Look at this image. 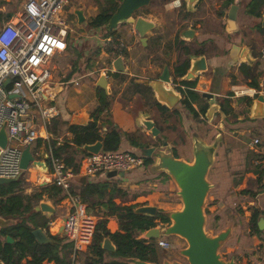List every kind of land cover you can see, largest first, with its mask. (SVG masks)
Listing matches in <instances>:
<instances>
[{"label":"crops","instance_id":"1","mask_svg":"<svg viewBox=\"0 0 264 264\" xmlns=\"http://www.w3.org/2000/svg\"><path fill=\"white\" fill-rule=\"evenodd\" d=\"M6 1L7 3L0 4V7L12 6L15 3V0ZM25 1L22 3L20 9L17 10L16 6L13 10H9L3 15L1 14L2 8H0L1 22L4 24L7 21H16V17L22 11ZM72 2L73 0H71L67 8V14L69 20H71V17L77 20V16L74 13V2ZM250 2L251 0H199L194 5L193 11L189 12L187 7H185L184 11L185 20L183 23H187V26L183 30L187 27L194 28V38L187 40L182 36L179 37L178 34V37L172 41L173 45L178 44L182 47L183 53L185 49L190 50L189 55L184 53V60L189 58L190 62H192L197 57L204 56L206 58L207 70L198 73L195 77L196 86L193 89L200 94V98L193 103V106L199 112L202 107L208 106L209 109L211 105L219 104V111L211 119L206 114H200L199 120L194 119L190 111L186 113L184 110L185 106L181 101L175 108H167L163 103L157 101L155 93L149 85L137 81L138 79H149L150 81L158 79L168 65L172 82L167 83V85L181 92L182 99L188 97V87L182 85L181 80H177V83L174 80L175 67L184 60L174 65V58H170L172 53L171 46L166 48L167 41L165 37L160 32H154L159 28L156 21L142 17L155 24L154 29H151L146 34L147 46H138L136 43L127 44L124 39L133 38V34L131 32L121 33L120 27L116 28L117 35L115 37H103L107 42L106 47L108 45L111 47L113 44L114 49L119 51L118 45L121 44L126 45V49H124V52L123 50L119 51L121 55L114 56L107 52L105 47L102 50L100 58L106 59L104 61V65L106 63V66L100 69L105 68L106 70L103 69L101 75L96 77L95 80L92 79L86 82L81 81V77H84L86 74L90 76L96 74L95 70L90 66L91 61H88L90 60V56L88 57L85 53L80 52L76 59H70L69 61L64 56V53L68 52L67 50L71 45L75 44V39H72V37L76 30L73 29V34H70L68 38V48L65 51L58 52L55 56L61 58L59 63H56L55 57L51 61L52 77L51 84L47 89V94H49V99L51 100L50 103L58 110V115L55 118L59 117L62 120L59 126V133L53 134L50 132L49 127L52 122L47 127L40 128V138L33 147L36 162L23 175L25 180L33 186L27 187V192L30 193L40 187L53 184L52 175L49 169H47L48 160L45 158V153L52 147L50 141L55 140L57 146L70 142L74 137L70 131L71 125H87L93 120L91 113L99 104V86L97 83L100 76L105 74L107 86L103 90L110 96L111 105L100 115L98 126L102 132H108L110 125L114 124L117 126L122 137L119 150L130 151L145 157L144 149L151 147H155L156 150L172 149L176 156L192 162L194 159V138L199 136L208 145L218 143L219 147L224 142L228 144L229 153H235V156L239 154L236 156L239 159L236 164H233V157L235 156L231 157L230 155L229 157L228 155L227 160L231 163L226 168L230 184L227 190L231 192L232 189L233 191L242 189L243 195L250 196V199H248L249 205H246L245 209L235 214V218L226 220L224 224L225 227L228 226L227 224H230V221L233 222L232 236L229 239L231 245L227 248V252L233 254L230 259L234 258L237 264H264V143L255 146L252 144L253 139H251V134H256L258 136L262 135V140H264V117L254 118L252 116L255 100L258 95H264V6L261 9L262 17L251 16L247 12V5ZM233 4L239 7L237 14L238 29L230 32L227 29V20ZM213 7L214 10H212ZM203 9L207 11L204 12ZM9 13H12L10 18H8ZM211 17L213 18V22L210 23L220 26V29L214 30L222 33L221 35L223 36L220 45H216L217 48H214L210 44V41H205L211 37L209 33L212 29L206 27L207 23L209 25V18ZM196 19L199 21H196ZM1 22L0 26L3 25H1ZM77 24L79 25V23ZM258 24H261V27H258ZM199 33H205V37L199 38ZM118 34H120V37ZM78 36L76 40H78ZM253 36L263 43H259V46L255 45L253 47ZM195 42L199 44L198 47L193 44ZM233 44L247 47L251 60L244 62V58H239L238 61L231 59L230 50ZM200 45H205V47L201 48ZM191 47H194V50ZM254 49L260 53H254ZM117 57H122L125 65V70L119 72V74L116 73L118 71L114 67V61ZM85 60L87 62H84ZM244 63L249 65L247 72H250L251 76H247L241 72L240 66ZM233 67H235V70H233ZM86 70L88 71L85 72ZM241 79H245V82H249L250 85L238 84L240 81H235ZM254 81H256L258 86H252V82ZM238 87H242V89H245L243 87H247L244 90L245 97H240L243 94L235 95V90ZM204 92L213 94V98L204 97ZM76 116L83 117L84 123H73ZM149 121L154 123L153 128L159 130L157 135L152 131L151 125L149 126ZM208 127H210V130L207 129ZM247 137L251 141L245 140ZM40 139L42 143L38 144ZM247 148L253 153L250 157L252 164L255 165L256 161L259 162L254 167V170L250 172L251 183H254L257 188L254 191L252 189L251 191H246L247 182L243 181L239 184L238 180L235 179L234 171L231 172L232 168L230 167V165L237 167L241 162L243 163L248 160V155L244 153L247 151ZM82 149H84V146H73L61 157L64 158L66 163V159H71L72 163H67V165L78 169L84 156H86L82 152ZM52 150L54 151L53 147ZM177 150L180 152L179 155L177 154ZM182 152H185L187 157L183 156ZM35 172H37V176ZM41 174L43 175L41 176ZM34 175L37 179H34ZM83 176L86 178L84 179ZM234 181H237V183H234ZM101 182L109 184L108 193L113 194V201L120 205H136V209L142 206H153L157 211L161 210L163 212L177 211L183 207V203L178 197V186L174 179L164 171H155L152 165L125 172L124 176L114 175L112 172H104L95 176H87L81 173L74 180L72 189L86 185L87 183ZM112 189L114 190L112 191ZM62 194H64L63 191ZM44 197L47 203L54 206L53 201L48 195H44ZM54 207L56 208L55 213H45L49 218V227L52 232L58 229L59 224L63 228L64 221L71 210L70 201L66 197ZM83 210L92 216L96 223L99 219L106 217L108 219L107 228L111 232L118 231L124 233L120 229L117 217L106 215L107 210L104 206L97 205L94 208H90L84 203ZM254 211L259 213L256 223L252 221ZM155 221L157 223L155 228H158L160 231L170 224L162 223L161 219H156ZM148 231L140 235L139 238L146 239L147 243H155L156 247V241L164 239L170 245L172 244L177 247V249H168L170 252L168 258H176L180 262L185 261L180 255V250L187 247L185 239L177 235H160L159 237L149 238L147 235ZM53 235L64 237L63 231L53 232ZM112 244L115 246L113 242ZM159 247H157L156 251V264L162 263L164 260L160 256L159 250L161 247L160 249ZM89 255H91L89 249L80 254V258L84 264ZM27 259H30V257ZM111 260L113 258L109 254H106L105 261ZM121 260L128 263L127 258ZM26 261L24 260L23 262L25 263ZM44 264L56 263L54 261H45Z\"/></svg>","mask_w":264,"mask_h":264},{"label":"built area","instance_id":"2","mask_svg":"<svg viewBox=\"0 0 264 264\" xmlns=\"http://www.w3.org/2000/svg\"><path fill=\"white\" fill-rule=\"evenodd\" d=\"M176 1L180 6V0ZM70 3L71 0H26L16 21H7L0 27V131L4 128L8 138L6 147L0 146V177L20 179L31 168L32 164L28 170L21 167L23 152L28 147L33 152L40 128L47 127L58 115L47 89L52 77L51 61L68 48L69 35L74 32L67 14ZM235 94L245 92L235 90ZM259 143L257 138L252 142L255 146ZM45 158L52 183L70 201L63 235L73 243L71 264H84L80 254L91 246L97 223L84 212L81 198L72 194L74 180L81 173L95 176L143 168L145 157L130 151L102 149L84 156L78 169L68 166L52 147ZM156 243L165 250L170 248L164 239Z\"/></svg>","mask_w":264,"mask_h":264},{"label":"trees","instance_id":"3","mask_svg":"<svg viewBox=\"0 0 264 264\" xmlns=\"http://www.w3.org/2000/svg\"><path fill=\"white\" fill-rule=\"evenodd\" d=\"M122 0H106L105 6L102 11L96 15L90 22L93 28L103 29L109 22L113 13L117 10ZM7 3L6 0L0 1V4ZM185 7H186V3ZM231 4V2H230ZM264 6V0H251L247 5V12L251 16L262 17L261 9ZM12 13L8 14V18ZM1 22V15H0ZM261 27V24L257 25ZM117 30L111 33H103V37H115ZM180 39V38H179ZM109 46V45H108ZM106 47L107 52L114 56L121 55L119 51L114 49V45ZM186 55L190 54L189 49H185ZM90 62V60H88ZM84 62H87L86 60ZM249 65L244 63L240 66L242 73L251 76L247 72ZM190 69V60L186 58L181 64L175 67V82L181 80V84L188 87V97L182 99V103L195 119L199 120L200 114L205 115L208 106L202 107L198 112L193 103L200 98V94L194 91L196 80H182ZM119 74V72H116ZM252 86H258L256 81L252 82ZM99 104L92 111L90 121L87 125H71L70 131L74 137L72 141L66 142L57 146L55 140L50 141V145L54 148V153L57 156L63 154L71 149L73 146L83 147L85 145L94 144L98 141L103 143L104 151H121L120 146L122 137L116 125H110L108 132H102L98 126V119L100 115L106 111L111 105V98L106 92L98 88ZM62 120L58 117L53 119L49 127L50 132L53 134L59 133V126ZM42 140L38 141L41 144ZM84 155L88 151L82 149ZM134 155H137L134 153ZM68 164L72 160H67ZM154 163V159L145 156V166L148 167ZM109 184L106 182L101 183H87L72 189V194L79 196L82 202L86 203L88 207L94 208L95 206H104L107 210L106 215L116 216L119 222L120 229L124 232H111L107 228L106 217L99 219L97 222L96 230L92 245L89 247L90 254L85 264H129L123 258L136 257L144 261L155 263L156 260V244L153 242L147 243L146 239L139 238L144 232L155 228L157 226L156 219H161L162 223H170L169 217L163 214V211H157L155 216H149L136 212V205L125 206L117 204L113 201V194L108 193L107 189ZM114 189H112L113 191ZM48 197L53 201V205L57 206L66 195L62 194L59 187L54 184H49L44 187L27 192V181L24 177L10 182L0 184V217L14 220V223L6 228L0 230V264H44L45 261H54L56 264H71V252L73 243L66 237L53 235L50 232L49 218L36 208L43 200V196ZM259 213L254 211L252 214V221L256 223ZM37 228H42L45 234L52 240V242L41 243L33 235V231ZM7 236L14 239L13 243L7 242ZM106 238H110L115 244L114 251L106 250L102 243ZM106 254H109L113 260L105 261ZM30 257V259H27ZM24 260H27L25 263Z\"/></svg>","mask_w":264,"mask_h":264},{"label":"water","instance_id":"4","mask_svg":"<svg viewBox=\"0 0 264 264\" xmlns=\"http://www.w3.org/2000/svg\"><path fill=\"white\" fill-rule=\"evenodd\" d=\"M153 0H122L117 10L113 13L109 22L102 29L105 33H111L118 27L120 23L130 21L134 23L133 14L139 9L149 6ZM199 0H186V7L189 12L193 11L194 5ZM238 5L233 4L230 8L227 29L232 32L238 29L237 26V14ZM74 13L77 16L78 23H83L85 20L84 9L76 8ZM264 24V19H263ZM155 24L151 21L145 20L139 17L135 21V28L140 34L143 43L147 42L146 34L153 29ZM182 35L186 38L193 39L195 36L194 29H186L182 32ZM230 57L234 61H238L239 58L251 60L250 54L246 47H242L239 44H233L230 50ZM114 67L116 71L123 72L125 65L122 57H117L114 61ZM207 70V62L204 56L197 57L190 62V69L187 74L182 77V80H193L200 72ZM140 83L149 85L156 96L159 103H163L167 108L173 109L182 101V93L176 91L174 87L168 86L167 83H171L170 71L168 67H165L162 75L153 81L149 79H138ZM7 80L6 85L9 84ZM97 85L102 89H106L107 78L100 76ZM203 96L206 98H213V94L204 92ZM13 98L14 95H11ZM220 105L214 104L207 110L206 116L211 119L214 114L219 111ZM252 116L254 118L264 117V95H258L253 104ZM84 118L76 116L73 123H84ZM151 125V126H150ZM149 126L152 131L157 135L159 130L153 128L154 123L149 121ZM8 142L5 129L0 131V146L6 147ZM194 159L192 162L186 161L178 156L171 150H156L155 147L144 149L146 157L154 159L152 164L155 171H164L169 174L178 186V197L183 203L181 210L163 212V214L170 218L171 222L163 230L158 228H152L148 232V237H159L160 235L171 236L177 235L185 239L187 247L180 250V254L183 255L188 263H183L177 260H165L163 264H237L236 260H223L219 250L223 244L229 240L232 236V224H230L225 230L220 231L217 235H210L206 232L205 226L207 222V216L205 213L206 200L209 191L212 188V184L208 180L209 170L214 163L215 152L218 147V143L208 145L201 137L196 136L194 138ZM103 148V143L98 141L94 144L85 145L84 149L91 153H98ZM36 162V157L33 154L30 147L26 148L22 155L21 167L23 170H28L31 164ZM112 174L124 176V171H113ZM85 179L86 177L83 176ZM19 178H3L0 177V184L10 183L18 180ZM37 211L43 213H55L56 208L47 202H41L36 208ZM137 213L149 214L155 216L157 210L153 206H142L136 209ZM14 220L5 219L0 217V230L13 224ZM64 229L61 228V231ZM33 235L41 243L52 242V240L45 234L44 230L37 228L33 231ZM7 242L13 243L14 239L11 236H7ZM103 247L106 250L114 251L116 247L112 244L110 238H106L103 242ZM128 263L131 264H156L141 260L136 257L127 258Z\"/></svg>","mask_w":264,"mask_h":264},{"label":"rangeland","instance_id":"5","mask_svg":"<svg viewBox=\"0 0 264 264\" xmlns=\"http://www.w3.org/2000/svg\"><path fill=\"white\" fill-rule=\"evenodd\" d=\"M24 1L25 0H15V3L12 6H1L0 7V8H2L1 14L2 15L6 14L7 11L13 10V8H15L16 6H17V10L20 9L22 6V3ZM175 1L176 0H153L149 6L143 7L133 14L132 17L134 19V23L130 22V21H125L123 23H120L117 28L120 27L119 29H121V33L131 32L133 34V38L124 39V41L130 45L136 43L138 46H141V45L147 46V42L143 43L140 34L137 32V30L135 28V21L139 17H141V18L146 17V18L152 19V20L156 21L159 25V28L156 29L154 32H157V33L160 32V34H162L165 37V39L167 41V43L165 45L166 48H169L171 46L172 53L170 55V58L171 59L174 58V60H173V61H175L174 65L181 63L185 58V55L182 51V47L179 46L178 44L173 45L172 41L178 37V34H179V37L182 36L184 39L191 40L190 38L184 37L182 35V32L186 29H194V28L187 27L186 29L183 30V28L185 26H187V23H183V21L185 20V18H184L185 4L184 3H186V0H180V2H181L180 6H173L172 3ZM73 2H74L73 7H75V9L76 8L84 9L86 18L83 21V23H80L78 25L77 24L78 19L76 20V19H74V17H71V20H70L71 27L74 30H76L74 36L72 37V39H75V41H74L75 44L71 45V47L67 50L68 52L64 53V56L66 58H68V61L70 59H76L80 52L85 53V55H87L88 57L90 56L89 57L90 61H91L90 66L93 70H95L96 74L94 76H90V75L86 74L84 77H81L80 80L86 82V81H91L92 79L95 80L96 77L101 75L102 70L105 69V68H103V69H100V68L103 66H106V63L104 65V61H106V59L100 58L102 50L106 47V43H107L103 39V33H105V32H103L102 29H99V28L96 29V28H93L90 26V22L92 21V19L98 13H100L102 11L103 7L105 6L106 0H73ZM212 10H214V7L212 8ZM203 11L206 12L207 10L203 9ZM209 12H210V10H209ZM209 20H210L209 25L207 23L206 27L209 29L210 28L212 29L209 33V35L211 37H209V39L205 40V41L206 42L210 41V44L212 46H214V48H215L216 45H218V44L220 45L221 38H223V36L221 35L222 33L216 32L214 30V29H220V26H216L214 23H210V22H213L212 17L209 18ZM196 21H199V20L196 19ZM2 24H3V22H1V25ZM77 36H78V40H76ZM118 36L120 37V34H118ZM198 37L199 38L205 37V33H199ZM252 40H253L252 42H254V44H252L253 47L255 45L259 46V43H263L261 40H259L255 36L252 37ZM193 44H195L196 47L199 46V44L197 42H195ZM118 47H119L118 48L119 51L123 50V52H124V49H126V45L120 44V45H118ZM200 47L204 48L205 45H203V46L200 45ZM191 48L193 49L194 47H191ZM100 50H101V52H100ZM254 53H260V52H257V50L254 49ZM54 60L56 61V63H59L61 58L55 57ZM243 61L245 62V61H247V59H243ZM166 67H169V66L167 65ZM233 70H235V67H233ZM87 71L88 70H86L85 72H87ZM80 73H84V72H80ZM103 75L105 76V74H103ZM233 80H234V78H233ZM235 81H240V82H238V84H245L248 86L250 85L249 82H245V79L235 80ZM243 88L247 89V87H243ZM245 89H242V87H238L236 91H239V93H240V91H242V90L244 91ZM244 95H246V94H243V96H240V97H245ZM184 108H185L184 110L186 111V113H188L189 112L188 108H186V107H184ZM207 129L210 130V127H208ZM177 131H178V129H177ZM251 135H252L251 139L254 140L255 138H257L260 140L259 145L264 143V140H262V137H263L262 135H261L262 137L258 136L256 134H251ZM254 136H256V137H254ZM251 139L249 137H247L245 140H247L249 142V141H251ZM224 141H225V139H224ZM228 149H229L228 144H226L224 142L222 144H220L219 147H217L216 152H215V157H214V163L212 164V166L209 170V173H208V180L212 184V188L209 191L208 196H207V200H206L205 213L207 216V222H206L205 230L210 235H217L220 231L225 230L230 224L233 223L230 221L229 222L230 224H227L228 226L224 227L226 220H230L231 218H235L234 217L235 214H237L241 210L245 209L246 205L247 206L249 205L247 201H248V199H250V196H248V195L244 196L242 189H237L236 191H233V189H232L231 192L229 190H227V188L230 186V184H229L228 175L226 173V168L231 163L230 161L228 162L227 158H228V155H229V157H230V155H231V157L235 156V153H229ZM34 151H35V149H34ZM177 152H178V150H177ZM244 153H246L248 155V160L244 161L243 163L241 162V164L238 165L237 167L234 165H230V167L232 168L231 172L234 171V173H235L234 175L236 177L235 179L238 180L239 184L243 181L247 182V185H246L247 188H245L246 191L247 190L251 191V189H252V191H254L257 188L255 187L254 183H251L250 172H252V170H254V167L257 166L259 162L256 161L255 165L252 164V159H250V157L253 153L250 149L247 148V151H245ZM177 154L179 155L180 152H178ZM182 155L187 157V154H185V152L184 153L182 152ZM237 155H239V154H237ZM236 156L233 157V164H236L239 161V159H237ZM35 173L37 176V172H35ZM42 175L43 174H41V176ZM36 176L34 175V179H37V178H35ZM38 181H40V180H38ZM234 183H237V181L236 182L234 181ZM33 185H34V183H33ZM27 187H33V186L30 182H27ZM41 202H46V198L44 197ZM60 226H61V224H59L58 229L53 230V232H55V233L61 232ZM50 232L53 234L52 230H50ZM230 245L231 244L228 240L223 244V246L219 250V253H220L223 260H226V261L230 260V258H232V256H233V254H231L230 252L229 253L227 252V248ZM157 247H159V246L157 245ZM159 249H160V247H159ZM172 249H177V247L175 245L171 244L170 250H172ZM159 252H160V256L164 260L162 261V263H157V264H163L165 260H172V261L176 260V258L175 259L174 258H172V259L168 258V256L170 255V252L168 250H163L161 248L159 250ZM181 256L185 259V261H182V262L188 263V260L183 255H181Z\"/></svg>","mask_w":264,"mask_h":264},{"label":"bare ground","instance_id":"6","mask_svg":"<svg viewBox=\"0 0 264 264\" xmlns=\"http://www.w3.org/2000/svg\"><path fill=\"white\" fill-rule=\"evenodd\" d=\"M173 5L178 6V1L173 2Z\"/></svg>","mask_w":264,"mask_h":264}]
</instances>
